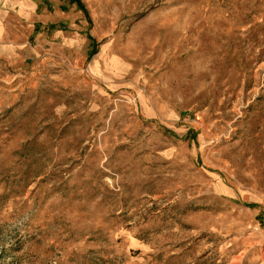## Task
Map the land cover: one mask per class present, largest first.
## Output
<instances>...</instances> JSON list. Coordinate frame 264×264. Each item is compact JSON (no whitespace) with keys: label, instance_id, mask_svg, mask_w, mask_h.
<instances>
[{"label":"rangeland","instance_id":"obj_1","mask_svg":"<svg viewBox=\"0 0 264 264\" xmlns=\"http://www.w3.org/2000/svg\"><path fill=\"white\" fill-rule=\"evenodd\" d=\"M59 1L0 56V264H264V0Z\"/></svg>","mask_w":264,"mask_h":264},{"label":"crops","instance_id":"obj_2","mask_svg":"<svg viewBox=\"0 0 264 264\" xmlns=\"http://www.w3.org/2000/svg\"><path fill=\"white\" fill-rule=\"evenodd\" d=\"M64 7L59 0H0V56L18 55L19 48L40 39L41 31L60 29Z\"/></svg>","mask_w":264,"mask_h":264}]
</instances>
